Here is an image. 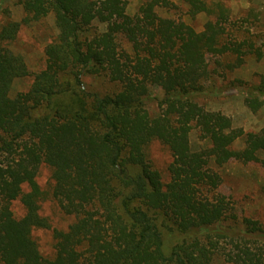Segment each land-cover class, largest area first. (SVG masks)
<instances>
[{
	"label": "trees",
	"instance_id": "16d2710c",
	"mask_svg": "<svg viewBox=\"0 0 264 264\" xmlns=\"http://www.w3.org/2000/svg\"><path fill=\"white\" fill-rule=\"evenodd\" d=\"M185 2L192 18L217 21L198 33L162 18L156 9L169 0L146 1L133 16L126 0H18L22 23L0 24L1 264H264L262 224L240 221L219 193L216 170L233 162L264 168V130L245 133L200 103L215 75L209 57L230 60L233 71L248 57L263 60L264 48L223 41L229 11L222 4ZM50 15L58 34L45 47V67L11 97L14 82L31 73L9 45L22 26ZM245 97L250 108L263 106L257 93ZM193 132L203 147L193 148ZM155 141L172 155L168 182L148 157ZM43 166L49 192L38 182ZM48 198L73 218L66 229L40 214ZM35 230L52 231L53 256L43 255Z\"/></svg>",
	"mask_w": 264,
	"mask_h": 264
},
{
	"label": "rangeland",
	"instance_id": "374dc122",
	"mask_svg": "<svg viewBox=\"0 0 264 264\" xmlns=\"http://www.w3.org/2000/svg\"><path fill=\"white\" fill-rule=\"evenodd\" d=\"M146 1L149 0H126L128 14L131 16L137 14ZM206 1L210 6L222 4L229 11L226 24L228 32L223 41L249 39L258 47L264 48V0ZM169 2L168 7H158L157 14L162 18L186 23L198 33L204 31L209 21H217V17L207 14H199L192 18L185 0H169ZM24 18L25 13L18 5V0L0 1L1 25H6L8 22L22 23ZM99 29L103 31L104 27L100 26ZM57 34L53 15L29 26H22L17 40L10 44L9 48L24 57L31 76L14 82L11 97L27 91L33 76L44 69L45 47ZM229 61L209 57V68L215 75L211 82L206 83L208 96L201 97L200 103L210 111L222 112L230 117L234 128L242 129L245 133H259L264 130V96L258 93V89L264 88V59L258 61L254 57H248L244 66L233 71L227 69ZM86 82L103 91L116 89L101 80L87 79ZM152 92L154 96L161 97L158 89H153ZM251 93H257L258 100L263 102V106L258 110L250 108L245 101V95ZM148 108L152 115H158L159 109L155 102H151ZM191 142L194 149L204 146L196 132L192 133ZM147 153L153 166L161 172L163 180L168 182V167L173 160L170 151L160 142L155 141L148 147ZM216 170L223 179L219 193L232 202L240 221L249 218L260 222L264 228V168L259 164L233 162ZM38 182L45 192L51 190V171L47 167H41ZM13 211L18 219L25 214L20 202L13 204ZM40 214L48 218L54 228L66 229L73 222V218L65 216L51 198L41 204ZM33 238L44 256H53L55 240L52 231L35 230Z\"/></svg>",
	"mask_w": 264,
	"mask_h": 264
}]
</instances>
